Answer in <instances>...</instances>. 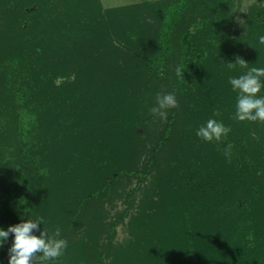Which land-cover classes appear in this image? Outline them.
Listing matches in <instances>:
<instances>
[{"label": "trees", "instance_id": "1", "mask_svg": "<svg viewBox=\"0 0 264 264\" xmlns=\"http://www.w3.org/2000/svg\"><path fill=\"white\" fill-rule=\"evenodd\" d=\"M242 2L0 0V227L43 217L59 264H264V121L228 82L264 66V6L234 33Z\"/></svg>", "mask_w": 264, "mask_h": 264}, {"label": "clouds", "instance_id": "2", "mask_svg": "<svg viewBox=\"0 0 264 264\" xmlns=\"http://www.w3.org/2000/svg\"><path fill=\"white\" fill-rule=\"evenodd\" d=\"M260 42L264 43V36H260ZM229 66L240 64L247 67V62L240 56H236L235 62H228ZM177 74L182 76L178 68ZM231 88L237 93L235 119L239 121H264V95H259L264 89V66L248 67L247 71L230 76L228 80ZM159 108H153V112L174 108L176 99L174 93L157 97ZM231 128L223 121L209 118L196 131V135L205 141H221L230 133ZM232 145L225 149L228 156ZM44 218H21L20 222L0 227V247L12 236V242L8 248V264H59L61 256L67 251L66 241L51 238V233L44 227ZM41 225L43 227H41Z\"/></svg>", "mask_w": 264, "mask_h": 264}, {"label": "rangeland", "instance_id": "3", "mask_svg": "<svg viewBox=\"0 0 264 264\" xmlns=\"http://www.w3.org/2000/svg\"><path fill=\"white\" fill-rule=\"evenodd\" d=\"M155 1H158V0H100V3L103 9L105 10V9L114 8L118 6L141 4L143 2H155ZM255 4L264 6V0H243L241 9L240 11H238L235 22L231 28L232 32L234 33L243 32V30L246 27L245 26V20H246L245 15L247 14L251 6ZM123 208H124V205L120 203L118 209L121 210ZM126 237H127V231L122 225H120L117 229L116 241L121 242Z\"/></svg>", "mask_w": 264, "mask_h": 264}]
</instances>
